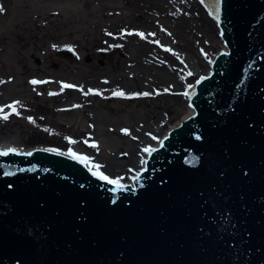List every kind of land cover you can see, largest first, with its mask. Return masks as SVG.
<instances>
[{
  "label": "water",
  "instance_id": "water-1",
  "mask_svg": "<svg viewBox=\"0 0 264 264\" xmlns=\"http://www.w3.org/2000/svg\"><path fill=\"white\" fill-rule=\"evenodd\" d=\"M219 8L229 54L135 188L41 149L0 156V264H264V0Z\"/></svg>",
  "mask_w": 264,
  "mask_h": 264
},
{
  "label": "rangeland",
  "instance_id": "rangeland-1",
  "mask_svg": "<svg viewBox=\"0 0 264 264\" xmlns=\"http://www.w3.org/2000/svg\"><path fill=\"white\" fill-rule=\"evenodd\" d=\"M159 1L0 0V106L22 104L19 116L0 119V144L71 150L128 184L127 176L142 170V149L161 141L187 115L191 103L184 93L197 87L224 49L221 35L193 36L176 1L169 19L151 14L148 9ZM194 1L200 6L198 26L215 23L209 9ZM125 32L155 35L124 40ZM155 40L156 47L149 42ZM66 46L74 59L56 56ZM102 50L108 52L104 64ZM34 79L49 83L34 86ZM62 83L76 87L61 90ZM80 88L103 94L85 95ZM115 90L125 97L114 96ZM144 92L151 95H132Z\"/></svg>",
  "mask_w": 264,
  "mask_h": 264
},
{
  "label": "snow or ice",
  "instance_id": "snow-or-ice-1",
  "mask_svg": "<svg viewBox=\"0 0 264 264\" xmlns=\"http://www.w3.org/2000/svg\"><path fill=\"white\" fill-rule=\"evenodd\" d=\"M200 2L203 4L205 2V0H200ZM216 3V7H215V11H210V15H213L214 18L219 21L220 16H219V5L221 3V0H215ZM207 7V5H205ZM4 11L3 7H0V12ZM136 35H139L142 39H147V36H154L155 33H149L146 34L143 32L140 33H135ZM109 35H111V33H109ZM127 35H133V33H127ZM170 35V34H169ZM221 35H223V33H221ZM152 43H156L157 45H159V41L155 40V41H149ZM121 45H116V47H120ZM54 48H57L56 45H53ZM68 48V50H73L71 46H66ZM161 47H163L161 45ZM165 51L168 52H172L171 48H166ZM189 76L192 75L191 72L188 73ZM30 83L32 85H40V84H45V83H49L48 81H41V80H32L30 81ZM76 86L73 84H69V83H62L61 85V90L65 89V88H75ZM191 87V86H190ZM80 91L84 92L83 88H80ZM57 93H49V95H56ZM85 95H89V94H96V95H102L103 93L100 92L99 90H94V89H88L87 92H84ZM186 96L190 95V93L185 92L184 93ZM113 95L114 96H121V97H125V93L122 90H115L113 91ZM133 96H149L151 95V93L148 92H144V93H134L132 94ZM126 98H131V97H126ZM19 107H22V104L20 101H15L13 102V104L11 105H5V106H0V119L3 120H7L9 119V116L12 114H15L17 116L20 115V112L18 110ZM74 107H80V105H74ZM5 108H9L11 111L8 113H5ZM30 120V122L35 123V121L32 120L31 117L28 118ZM47 130V129H46ZM125 133H128L127 129L123 130ZM153 139H156L155 137H153ZM70 143H76V141L71 140L69 141ZM86 144L88 143L87 140L84 141ZM160 145L161 147H163V141H160ZM91 147L93 148H97L98 149V145L93 142L91 145ZM56 151V150H53ZM144 152L148 153L149 155H151L154 151H156V149L152 148V147H146L143 149ZM9 153H15V154H22V150L21 149H17V148H7V149H0V156H7ZM25 155H31V152L28 153H23ZM63 154V153H61ZM68 155L77 160L78 162H80L81 164H83L85 167L89 168V171L93 172V175H96L100 180L102 181H106L107 183L111 184V185H115V188L113 189V191H117V190H123L126 189V185L121 183L123 177H116V178H110L109 176L105 175L102 171H99L102 168V165L96 164L92 162V159L87 156V155H83V154H79L76 153L74 151L69 150ZM142 163H144L146 165V161H142ZM190 163H192L193 165H195L196 163H198V159L196 157H193L192 160L190 161ZM21 171H23V169H21ZM13 173L11 172H6L5 175H12ZM134 180H139V174H137V176L133 177Z\"/></svg>",
  "mask_w": 264,
  "mask_h": 264
},
{
  "label": "bare ground",
  "instance_id": "bare-ground-1",
  "mask_svg": "<svg viewBox=\"0 0 264 264\" xmlns=\"http://www.w3.org/2000/svg\"><path fill=\"white\" fill-rule=\"evenodd\" d=\"M175 1L177 3H180L183 7H184V13L186 14L187 13V18L189 19L188 22L189 24L187 25L188 28H190V32L193 36H199L200 34L203 35V36H207L208 38H215L217 36H220L221 35V28L217 22L216 19H213L215 23H212V22H207V21H204L203 22V25L200 27L198 26L200 24V21L198 20L197 18V14L198 12L200 11V6L197 2H195L194 0H161L158 2V5L155 4L154 6H151L149 10V12L153 15H155L156 17H167L169 19V17L173 16V9H170V8H173V4L175 3ZM179 16V15H178ZM187 22V23H188ZM190 25V26H189ZM202 28V31L201 29ZM127 33H133V32H125L124 34L122 33L120 35V37L124 40H128V39H140V37L138 35H136L135 33H133V35H127ZM148 39V38H147ZM224 44V42H223ZM146 45V43L144 44ZM157 44H154V46L156 47ZM223 52H228V49L226 47V45L224 44V47H223ZM215 62V61H214ZM213 67V66H212ZM212 70L210 67H209V72L206 74L205 77H209L210 74L212 73ZM198 87V86H197ZM196 87V88H197ZM195 88V89H196ZM196 115V112L195 110L191 107L189 112L187 113V115L178 123H176V125L172 126L169 130V132L165 135H169L171 134L175 129H177L182 123L184 124V122H186L187 120L195 117ZM164 138V137H163ZM163 138L161 139V141L163 140ZM17 148V149H21L22 150V154L21 155H25L23 153H28V152H34V151H39L41 149L42 152H45V153H51V154H58L60 156H66L67 158H70V160L72 159L68 153H65V152H61V151H53L52 149H47V148H41V147H38V148H35V149H32V150H24L22 148H20L19 146L15 145L14 143H6V144H0V149H7V148ZM148 147H152L154 149H157V148H161V145H160V141L155 144L154 146H148ZM143 150V149H142ZM63 153V154H61ZM143 155H145L143 157V161H146L147 160V156L149 155L148 153L144 152L142 153ZM139 161V159L137 158L135 163H137ZM142 162V161H141ZM141 166L142 169L144 168L145 164L144 163H141ZM121 173V172H120ZM122 174V173H121ZM120 174V175H121ZM134 177V176H133ZM133 177L131 178V175H128L127 176V180L126 181H129V185L130 184H133ZM124 181V180H123Z\"/></svg>",
  "mask_w": 264,
  "mask_h": 264
}]
</instances>
